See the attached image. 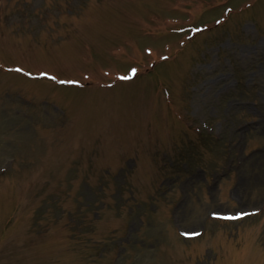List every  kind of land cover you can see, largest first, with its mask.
Instances as JSON below:
<instances>
[{
	"label": "rangeland",
	"instance_id": "rangeland-1",
	"mask_svg": "<svg viewBox=\"0 0 264 264\" xmlns=\"http://www.w3.org/2000/svg\"><path fill=\"white\" fill-rule=\"evenodd\" d=\"M0 264H264V0H0Z\"/></svg>",
	"mask_w": 264,
	"mask_h": 264
}]
</instances>
